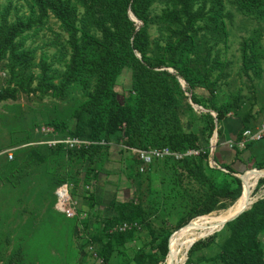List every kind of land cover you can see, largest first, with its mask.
<instances>
[{
    "label": "trees",
    "instance_id": "1",
    "mask_svg": "<svg viewBox=\"0 0 264 264\" xmlns=\"http://www.w3.org/2000/svg\"><path fill=\"white\" fill-rule=\"evenodd\" d=\"M24 1L27 13L20 14L16 5L8 1L2 6L0 0V71L6 73L5 84L0 85V102L15 100L19 93L29 94L36 90H50L63 97L70 87L79 89L82 98L71 111L74 128L68 129L61 119H50L46 124L52 132L38 128L36 140L26 138L24 146L15 150L13 157L4 158L0 180L14 187L28 175L25 168L32 161L43 165L48 156L49 161H53L63 154L76 169L74 172L64 169L55 179L54 186H78L80 177L75 179V175L87 163L82 181L89 183L101 171L112 142L137 149L165 146L178 153L198 150L179 160L170 156L163 158L162 167L168 172V176L161 179L165 189L145 197L146 207L137 196L114 203V214L94 225L92 232L88 231V216L82 219L69 217L72 233L67 244L74 238L78 242L75 246H66L72 248L67 253L73 264L83 263L84 254L81 253L86 244L95 249L104 264L163 262L168 245H171L170 237L177 229L196 216L230 207L243 193L242 182L234 175L239 172L232 165L218 163L226 170L224 172L208 163V138L215 128L221 135L217 124L236 116L240 100L238 94L227 95L219 88V73L214 76L216 70L223 71L226 63L220 59V48L213 49L219 43L227 46V22L232 19V14L226 10L223 0H164L156 21L150 16L155 0ZM231 2L250 20L264 21V0ZM129 11L139 23L130 19ZM9 16H12L10 20ZM50 18L58 25V31L51 27ZM152 24L160 26L158 37L161 42L150 39ZM44 28L54 35L48 43L26 45L27 33ZM261 32V29L254 30L240 45V60L247 74L253 71L259 76L261 73L262 47L258 40ZM52 46L55 52L48 56L45 51ZM38 48L41 55L36 61ZM55 63L61 67L55 68ZM33 68L38 69L36 76L32 75ZM125 69L130 71V82L125 100L120 101L115 84ZM178 77L185 82L183 87ZM34 80H37L35 87L31 85ZM186 93L193 104L207 111L196 114L189 102H183L188 98ZM182 113L188 115L193 126L200 125V131L183 129L180 124ZM240 121L242 127L235 140L240 139L243 130L253 129L257 124L250 109L242 114ZM67 137L85 143L73 147L63 141L47 144L50 139ZM254 143L250 141L244 148L249 149ZM233 148L235 157L239 156L240 151ZM43 150H48V156ZM213 157L216 161L215 154ZM126 160L139 177L142 163L139 154H131ZM153 160L157 158L152 159L149 166H155ZM253 165L264 169V158L258 157ZM184 179L197 186L196 192L192 193L184 186ZM263 183L264 178H260L256 188ZM84 197L92 209L96 204L94 195ZM152 214L161 217L162 226H151ZM77 221L83 232H74ZM123 223L130 228L122 232L113 230ZM139 228L145 230L147 238L141 237ZM261 234H264V195L226 222L219 231L194 242L187 250L185 263L183 259L179 264H192L195 253L212 246L218 235L222 240L216 242L218 247L214 254L195 260L209 264H264ZM133 240H141V244L129 256L124 245Z\"/></svg>",
    "mask_w": 264,
    "mask_h": 264
},
{
    "label": "rangeland",
    "instance_id": "2",
    "mask_svg": "<svg viewBox=\"0 0 264 264\" xmlns=\"http://www.w3.org/2000/svg\"><path fill=\"white\" fill-rule=\"evenodd\" d=\"M8 1L19 8L20 14L27 13V5L24 0H1V5L3 6ZM223 2L226 10L232 14V19L227 22L229 30L227 46L225 47L224 45L223 47L222 43H219L213 49L220 48V59L226 63L223 71L219 70V72L216 70L214 76L219 73L218 86L227 95H239L240 100L235 110L237 114L232 118L241 119L242 114L250 109L254 119L257 121L260 117L263 118L264 116V21L250 20L247 16L242 15L236 10L231 0H223ZM163 6L164 0L154 1L150 13L152 20L156 21L157 14L160 13V9ZM8 18L10 20L12 16ZM136 22L139 23V21ZM50 25L53 30H59L58 25L52 18H50ZM158 29H160V26L152 24L151 28H149V36L150 39L161 42L162 39L158 37L160 36ZM256 29L263 31L258 39L259 45L262 47L260 58L261 73L259 76L254 75L253 71L249 72V74L245 73L240 60V45L242 41L252 35ZM53 37V33L49 29L44 28L36 33H27L25 43L30 47L41 46L48 43ZM151 49L152 52L156 51L154 44L151 45ZM54 52L55 48L53 46L48 47L45 51L48 56ZM40 55L41 51L38 48L36 51V61L40 58ZM54 66L57 69L61 67L56 63ZM31 72L32 75L36 76L38 69L33 68ZM5 79L6 73L1 70V86H4ZM36 82L37 80H34L31 85L35 87ZM54 82H57V80L54 79ZM129 82L130 71L125 69L115 84V90L119 94L120 101L125 100ZM183 83H181L182 87L184 86ZM67 92L65 96L59 97L54 95L50 90L45 92L36 90L29 94L19 93L15 100L9 99L0 102V170L2 169L4 158L9 160L11 156L13 157L14 151L24 146L26 138L30 137L31 140H36L38 138V128L40 130L43 127L45 130L49 127L46 123L50 119H61L65 122L68 129L74 128L75 119L71 115V111L73 106L82 98V95L81 91L74 87H70ZM185 95L188 98L183 99V102H189V94L186 93ZM192 107L198 115L207 111V109L195 106V104ZM228 118L224 119L221 128H225L223 124ZM180 124L185 130L196 128L200 131V125L197 127L193 126L186 113L180 115ZM217 127H220V125L217 124ZM213 138L214 131L211 137L208 138V146L209 144L213 146L212 154H209L208 157V163L211 167L224 170L218 164L219 162L224 164L221 160L222 158L218 154V151L215 153V150L223 144L227 148L229 146L225 139L220 140L218 133L215 142L212 144ZM263 142L264 138L255 141L254 144L258 145ZM50 143L52 144V142ZM253 146L249 149H238L242 151L243 156L240 157L242 162L239 160L241 165L237 164V167H234L239 172L235 173L236 175H240L250 169H258L254 167L253 163L258 160V157L264 158V145L259 148ZM153 148L159 147L148 146L146 149ZM42 152L48 156V150H43ZM134 153L136 152L125 147L123 143L117 144V142H112L109 147L108 157L98 176L95 178L96 180L93 178L89 183H83L82 177L86 172L88 163L85 164L81 168L80 173L75 175V179L80 177L78 186L67 181L72 185H69V188L66 187L68 195L64 200L58 198L57 193L60 185L55 187L54 181L58 175L63 174L64 169L74 172L76 167L72 162L64 158L63 154L59 155V158L54 159V162L49 161L48 156L47 163L43 165H38L33 161L31 164L29 163L30 165H27L25 168L28 170V175L24 176L14 187H11L6 181L0 180V264H73L74 261L70 259L71 257L67 253L72 248H66V246H70L71 244L75 246L78 242L74 238L71 244L70 242L67 244L68 239H70L69 235L72 233V220L70 218L78 216V218L82 219L88 216V231L92 232L94 231V225H98V222H101L103 218L114 214V203L136 198L137 196L143 200V205L146 207L147 201L145 197L165 189L161 184V179L168 176V172L162 167L163 158L166 156L152 157L149 162H146L139 156L142 163L138 170L140 176L137 177L136 171L128 165L126 160V157ZM214 154L219 162L214 160ZM182 157L171 158L179 160ZM154 158H157V160H153L155 166H149ZM235 159L234 161L238 163ZM242 177L244 179V188L240 197L226 209H216L208 214L192 218L183 229L177 234H173L168 256L164 258L163 262L157 264H179L183 259L185 263L187 259L185 251L194 241L197 239H207L214 232L223 228L224 222L232 217L234 213L245 209L253 200L264 195V183L259 188H256L258 180L264 178V170H250ZM184 186L190 189L192 193L197 190V186L187 179H184ZM89 194L94 195L96 202L92 209H90L88 201L84 197ZM241 200H244L243 204ZM239 205L241 207L237 208ZM65 207L70 208L72 215H65ZM150 222L152 227L158 228L162 226L163 220L161 217L152 214L150 215ZM194 224L196 226L192 227ZM122 225H116L113 227V230L122 232L129 229L128 227L124 230L121 229ZM74 227V232H83L79 221L75 223ZM139 230L141 231V237L147 238L145 230L140 228ZM260 239L264 245V234L260 235ZM220 240H222V237L218 235L215 241L219 242ZM216 242L212 246L195 253L192 264H209L206 261H197L195 259L199 256L208 257L213 255L218 247ZM140 244L141 240H133L126 243L124 248L127 250L128 255L131 256ZM82 254H84L82 264H104L102 259L96 255L95 249L87 244ZM81 255L77 260L78 262L81 259Z\"/></svg>",
    "mask_w": 264,
    "mask_h": 264
},
{
    "label": "built area",
    "instance_id": "3",
    "mask_svg": "<svg viewBox=\"0 0 264 264\" xmlns=\"http://www.w3.org/2000/svg\"><path fill=\"white\" fill-rule=\"evenodd\" d=\"M43 132H52V128L47 127L45 130L43 127L40 128ZM264 138V117L260 120V122L253 128V129H245L243 130L240 139L238 140H228L226 143L230 148H237L241 149L244 148L246 143L250 141H256L261 140ZM53 140V141H52ZM50 139L47 141L49 145H54L56 143L62 142L66 144L69 147H73L74 145L79 146L81 143H85V141L78 140L76 138H65V139ZM52 142V144L50 142ZM212 145L209 144V149ZM130 150L135 151L139 154V156L145 160L146 162H149L152 157H164L170 155V157L177 158L178 156L182 157L189 154H196L198 150H186L184 153H177L171 151L168 147H161V148H153V149H132ZM67 185L63 184L58 189V198L61 200L66 199L68 192H67ZM262 197V196H261ZM65 209V210H64ZM63 210L67 215H72L70 212V208L65 207ZM130 228V225L127 223H123L121 229Z\"/></svg>",
    "mask_w": 264,
    "mask_h": 264
},
{
    "label": "crops",
    "instance_id": "4",
    "mask_svg": "<svg viewBox=\"0 0 264 264\" xmlns=\"http://www.w3.org/2000/svg\"><path fill=\"white\" fill-rule=\"evenodd\" d=\"M232 117L233 116H230L228 118V120H225V123L223 124V125H225L224 129L221 128L222 124L220 125L221 135L219 136V134H218L220 140H224L225 139L226 141H228V140H235L237 138V136L239 134V131H240V128L242 127L241 121H240L241 119L240 118H232ZM261 119H262V117H260L257 120V124L260 122ZM252 145H254L253 147L259 148V147H262V145H264V142L261 143V144H258V145L257 144H252ZM229 148H227V146L225 144H223L221 147H219L218 149L215 150V153H216V151H218V154H220V156L222 158L221 160H222V162L225 165L226 164H230L233 167H237V164H238L240 166L241 162L239 161V159H235V150L234 149H229ZM242 154H243L242 151H240V154H239L238 157L243 156ZM215 159H216V157H215ZM234 159L237 160L238 163L236 161H234ZM216 161H217V159H216ZM217 162H219V161H217Z\"/></svg>",
    "mask_w": 264,
    "mask_h": 264
},
{
    "label": "water",
    "instance_id": "5",
    "mask_svg": "<svg viewBox=\"0 0 264 264\" xmlns=\"http://www.w3.org/2000/svg\"><path fill=\"white\" fill-rule=\"evenodd\" d=\"M128 14H129V17H130L131 20H133V21H135V22L137 21V19L135 18V16L132 14L131 11H129ZM136 55H137V57H140L139 54H136ZM168 70L173 71L172 68H168ZM178 79H179V81H180L181 83L184 82V81H183L182 79H180L179 77H178ZM181 83H180V84H181ZM184 83H185V82H184ZM184 83H183V84H184ZM189 102H190L191 105H193V103L190 101V99H189ZM195 106H197V105H195ZM198 107H199V106H198ZM210 112H211V114L215 117V113H213V111H210ZM214 120H215V122H216V118H214ZM214 137H215V138L217 137V128L214 129ZM214 142H215V140H214ZM212 150H213V146L210 147L209 154H212ZM212 161H213V158H212ZM213 162H214V161H213ZM250 170H258V171H262V170H264V169H255V168H254V169H250ZM250 170H247V171L243 172V173L240 174V175H236V174H234L235 176L239 177L240 180H241V182H242V192H243V188H244V179H243L242 176H243L246 172H248V171H250ZM240 195H241V193H240ZM240 195H239V197H240ZM239 197H238V198H239ZM238 198H237V199H238ZM237 199H236V200H237ZM255 200H256V199H255ZM255 200H253L252 202H254ZM252 202H251V203H252ZM251 203H250V205H251ZM250 205H249L248 207H246L245 209L249 208ZM245 209L241 210L240 212L236 213L235 215H233L232 217H230L229 219H227V220L224 222L223 226L225 225L226 222L231 221V220H233L234 218H236V217H237L241 212H243ZM188 223H189V222H188ZM188 223H187V224H188ZM187 224H186V225H187ZM186 225H184V226H182L181 228L177 229L174 233L178 232L179 230H181L182 228H184ZM223 226H222V227H223ZM174 233H173V234H174ZM173 234L171 235V237L173 236ZM171 237H170V240H171ZM197 240H199V239H197ZM197 240H196V241H197ZM196 241H194V242H196ZM194 242H193V243H194ZM193 243H192L190 246H192ZM169 245H170V244H169ZM169 245H168V252H167L165 258H166V257L168 256V254H169ZM190 246H189V247H190ZM189 247L186 249L185 253H187V250L189 249Z\"/></svg>",
    "mask_w": 264,
    "mask_h": 264
},
{
    "label": "bare ground",
    "instance_id": "6",
    "mask_svg": "<svg viewBox=\"0 0 264 264\" xmlns=\"http://www.w3.org/2000/svg\"><path fill=\"white\" fill-rule=\"evenodd\" d=\"M214 139H215V137L212 139V144H213V142H214ZM241 202H242V204H243L244 200H241ZM239 207H241V205L237 206V208H239Z\"/></svg>",
    "mask_w": 264,
    "mask_h": 264
}]
</instances>
